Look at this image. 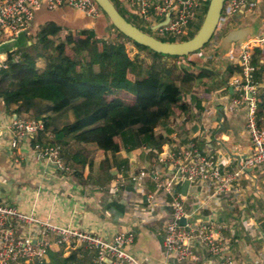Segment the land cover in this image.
I'll return each instance as SVG.
<instances>
[{
  "label": "crops",
  "instance_id": "crops-1",
  "mask_svg": "<svg viewBox=\"0 0 264 264\" xmlns=\"http://www.w3.org/2000/svg\"><path fill=\"white\" fill-rule=\"evenodd\" d=\"M118 1L129 9L122 0ZM46 20H52L61 27V38L67 31L74 34L81 29H92L97 38L109 35L105 16L88 19L65 6L56 9L42 6L34 13L29 28L23 31L25 34L18 37L0 35V44L16 38L21 46L29 45L37 26ZM200 21L198 19V23ZM225 23L220 42L230 31L239 28L252 30V35L245 33L244 43L263 37L264 0H260L254 10L235 14ZM255 26L257 32L253 30ZM239 48L240 45L233 43L223 61L218 52L214 58L199 59L195 63L208 76L197 86L184 90L182 100L186 110L173 108L169 125L157 129L170 140L161 150L179 152L195 145L198 151L214 155L218 167L226 173L235 172L240 161L248 157L247 109L233 104L236 93L230 82L235 74H229L235 66ZM130 50L132 55L137 52V48ZM257 51L264 52V49ZM126 56L131 59L127 53ZM144 57V62H147L148 56ZM2 58L0 53V67L5 56ZM176 69L180 70V66L175 63L171 73L174 82L179 81L182 75L180 70V75L175 76ZM256 79L258 96L264 89V71ZM124 103L134 105L136 98L127 92L112 90L106 91L95 107L114 109ZM13 118V115L4 112L0 103V205L16 207L59 227L98 234L106 240L118 233H132L134 238L127 251L143 264H206L217 261V257H212L203 245H193L196 255L194 262H181L175 256L164 257L161 242L164 224L171 219L170 198L156 189L153 179L145 178L139 185L129 179L131 171L151 164L155 156L151 152L144 149L122 151L114 158H103L97 162L95 172H84L86 184L81 185L72 171L60 173L53 164L37 159L30 143L19 146L13 154L10 146ZM91 123L88 119L73 127L78 129ZM95 151L90 147V159L94 158ZM118 177L123 179V184L114 194L112 185ZM194 188L192 185L186 200V210L193 214L191 221L195 224L212 222L220 225L228 247L226 255L232 256L234 264H264V164L241 174L230 191L212 195L211 190L197 187L195 192ZM147 195L152 197L151 206L147 204ZM31 235L34 232L29 227L16 226L14 237L17 240ZM70 253H75L72 264H86L89 260V254L82 246L66 247L52 242L42 263L49 262L50 254L66 257Z\"/></svg>",
  "mask_w": 264,
  "mask_h": 264
},
{
  "label": "trees",
  "instance_id": "trees-1",
  "mask_svg": "<svg viewBox=\"0 0 264 264\" xmlns=\"http://www.w3.org/2000/svg\"><path fill=\"white\" fill-rule=\"evenodd\" d=\"M105 19L116 33L114 41H108L106 36L97 38L92 29L77 31L76 38L67 31L61 38L62 29L56 22H41L30 45L8 52L0 67V103L4 112L17 119L42 122V129L30 144L59 146L64 164L81 185L86 184L84 172H95L97 162L103 158L143 148L159 151L168 144L169 138L157 129L169 125L172 107L186 110L184 90L208 76L195 63H187L186 57L161 55L134 43L118 33L106 16ZM128 44L146 54L148 64L138 54L127 58ZM169 58L184 65L180 66L182 75L177 82L171 79L175 63L169 64ZM252 65L259 76L264 71V52L254 53ZM237 72L234 66L229 74ZM112 90L129 93L136 103L114 109L96 108L95 103ZM88 119L91 124L73 127ZM256 119L264 123V89L256 97ZM90 147L96 149L92 159ZM74 261L75 253L66 257L50 254L47 264Z\"/></svg>",
  "mask_w": 264,
  "mask_h": 264
},
{
  "label": "built area",
  "instance_id": "built-area-1",
  "mask_svg": "<svg viewBox=\"0 0 264 264\" xmlns=\"http://www.w3.org/2000/svg\"><path fill=\"white\" fill-rule=\"evenodd\" d=\"M209 0H122L132 12L139 14L147 23H162L169 16L168 22L156 29L159 34L187 36L192 25L200 19L203 9ZM260 0H224L219 23L209 43L196 53L186 57L189 64L197 63L199 59L208 60L218 56L220 38L224 33L227 18L249 12L258 7ZM42 6L48 9L68 7L88 19L104 16L93 0H2L0 2V35L14 37L26 31L34 17V13ZM204 17V16H203ZM264 49V36L247 41L240 45L235 66L238 72L232 77L230 85L236 96L235 106L247 109L246 129L249 135L250 154L240 161L233 173L220 170L216 157L205 154L190 145L179 152L143 148L154 156L151 164L138 171H131L129 179L139 185L145 178L153 179L156 189L169 196L171 219L164 224V235L161 249L164 257L175 256L178 261L196 260L193 245H203L217 261L206 264H234V259L226 255L228 247L220 225L212 222L193 223L192 213L186 210V200L189 189L194 185L212 191V195L231 190L232 184L248 169L264 164V123L256 119V69L252 65L253 50ZM203 52V53H201ZM179 61V60H178ZM183 66L182 63H176ZM43 127L42 122L32 118L11 120L12 153L19 146L30 143L35 134ZM33 150L39 160L53 164L60 173L71 170L61 158L59 146L33 145ZM17 162V159H14ZM187 182L185 195L180 193L181 183ZM123 179L118 177L112 185L113 193L122 186ZM151 196H146L147 204L151 206ZM148 213L146 212L145 215ZM185 223L181 224V219ZM29 227L34 235L23 240L14 237L16 226ZM52 236L54 238L52 239ZM132 233H118L106 240L98 234L78 231L69 227H59L50 221H43L38 216L25 213L16 207L0 205V264H35L45 260L52 242L59 246H82L89 254L86 264H143L133 257L127 246L133 241Z\"/></svg>",
  "mask_w": 264,
  "mask_h": 264
},
{
  "label": "water",
  "instance_id": "water-1",
  "mask_svg": "<svg viewBox=\"0 0 264 264\" xmlns=\"http://www.w3.org/2000/svg\"><path fill=\"white\" fill-rule=\"evenodd\" d=\"M94 3L100 8V10L107 17L111 25L125 38L133 41L134 43L141 45L152 52L171 56V57H187L190 54L196 53L197 51L203 49L213 37L215 29L221 18L223 2L224 0H209L204 14L202 23L195 33V35L187 40L180 42H165L161 41L143 31H141L136 26L127 22V20L118 12L115 6L110 0H93ZM169 20V16L166 17L165 21L158 23L151 27V30H156L158 27L165 25ZM257 32V26L253 28ZM249 32L252 35V30L250 28H239L233 31H230L225 35L221 42L219 43L218 52L220 60L223 61V57L230 51L231 45L236 43L241 45L245 42V36ZM246 33V34H245ZM20 34H25L20 32L17 34V37ZM245 34V35H244ZM30 45V44H29ZM21 44L15 39H10L3 44H0V53L4 56L13 50L21 48ZM2 58V59H3ZM16 118V115H13ZM187 182L184 183L180 188V193L182 195L186 194L187 191ZM185 223V219H181V224ZM106 263L110 261L105 260Z\"/></svg>",
  "mask_w": 264,
  "mask_h": 264
},
{
  "label": "rangeland",
  "instance_id": "rangeland-1",
  "mask_svg": "<svg viewBox=\"0 0 264 264\" xmlns=\"http://www.w3.org/2000/svg\"><path fill=\"white\" fill-rule=\"evenodd\" d=\"M112 1V4L115 6V8L118 10V12H120V14H122V16L129 22V23H132L134 24L135 26H137L138 28H140L141 31L161 40V41H167V42H180V41H184V40H187L191 37H193L195 35V33L198 31L201 23H202V20H203V17L200 19L201 21L198 23V21H196L193 25H192V28H191V31L189 32V34L187 36H176V35H171V34H166V33H163L162 35L158 33V31H154V30H151V27L154 26V23H152L153 25H151V23H147L145 21H143V19L139 16V14L137 13H134L132 12L131 10L127 9V8H124L123 4H121L118 0H110ZM109 27V35L108 37L106 38L108 41H114L116 39V33L115 31L110 27ZM110 28L112 30H110ZM131 46V47H130ZM126 53L129 57H131V59L133 58V56L135 54H138L141 59L143 60L144 62V59L143 57L146 56L144 55V53L142 51H138L132 55V52H130V48L131 49H135L136 47L134 45H126ZM255 51V50H253ZM257 51V49H256ZM203 53V52H201ZM145 58V57H144ZM148 58V57H147ZM170 60V58L168 59ZM182 63L181 61H172L170 60L169 64H174V63ZM145 64H148V61L147 62H144ZM262 64V63H261ZM175 66V64H174ZM180 70L176 69V72H175V76H179L180 75ZM236 74V73H235ZM110 92V91H109ZM257 96V95H256ZM174 107H172V110H173ZM71 172V171H70ZM69 172V173H70Z\"/></svg>",
  "mask_w": 264,
  "mask_h": 264
}]
</instances>
